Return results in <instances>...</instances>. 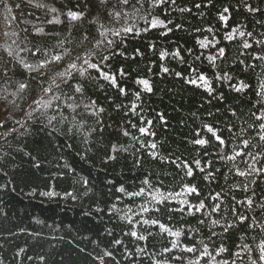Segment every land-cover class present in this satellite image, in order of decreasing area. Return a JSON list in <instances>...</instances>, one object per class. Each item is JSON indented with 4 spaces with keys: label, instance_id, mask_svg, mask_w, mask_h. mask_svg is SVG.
<instances>
[{
    "label": "trees",
    "instance_id": "1",
    "mask_svg": "<svg viewBox=\"0 0 264 264\" xmlns=\"http://www.w3.org/2000/svg\"><path fill=\"white\" fill-rule=\"evenodd\" d=\"M0 38V264H264V0H0Z\"/></svg>",
    "mask_w": 264,
    "mask_h": 264
},
{
    "label": "snow or ice",
    "instance_id": "2",
    "mask_svg": "<svg viewBox=\"0 0 264 264\" xmlns=\"http://www.w3.org/2000/svg\"><path fill=\"white\" fill-rule=\"evenodd\" d=\"M120 2H121L122 4H125V5H126V4L128 3V0H120ZM173 2H174V0H173ZM161 3H163V0H161ZM17 7H19V5H17ZM197 7H199V5H197ZM248 10H249L250 12L258 11V9H253V8H249ZM228 11H229V10H228L227 8L224 9V13H227ZM71 15H72L73 19H75L76 16H77L76 13H72ZM115 15H116V16H119L120 14H119V13H115ZM220 19H221L222 21H225V22L227 21V17H226L225 15H223V14L220 16ZM157 24H163V22H162V21H158V20H153V21H151V26H152V27H156ZM165 26H166V25H165ZM123 31H124L125 33H131L133 30H132L131 28H125V29H123ZM209 31H211V29H209ZM114 34L117 35V36H119V35H120V32H115ZM240 35L243 36L244 33H240ZM248 35L250 36L251 33H249ZM228 38H229V39H232L231 36L228 37ZM108 43L111 44L112 41H108ZM200 43H201L202 46H204V41H201ZM255 43L260 44L261 42H260L259 40H257V41H255ZM243 47H244L245 49H248V48H251L252 45L249 44V43H247V42H245V43L243 44ZM218 54H219L220 57H223V56L225 55V50H224L223 48L219 49V53H218ZM101 59H107V57H102ZM209 59H210V61L214 62L215 59H216V57H209ZM254 59L264 60V56H255ZM53 60L58 62V61L61 60V57H60L59 55H57V56H55V57L53 58ZM48 63H51V61H44V63H42V64L40 65V68L42 69V68L45 67L46 64H48ZM85 63H88V61L85 60ZM27 67H28L29 69H31L32 66H31V65H28ZM69 67L75 69V68H76V64L73 63V64L69 65ZM90 67L93 68V69H95V70H97V71L103 76V78L106 79V80H109L113 86H117V82H116L115 77L110 76L108 73L104 72L103 69H102V67H101L99 64L92 63V64H90ZM164 71L167 72L168 69L165 68ZM121 74H123V73H121ZM217 78L219 79L220 77H217ZM198 80L203 82L204 86L207 87V90H208L209 92L212 91V88H211L210 82L208 81L207 77H205L204 75H199V76H198ZM190 82L193 83V84H196V83H197L196 80H192V81H190ZM139 83L142 84V85H144L145 89H146L148 92H151L152 89H151V87L148 85V81H146V80H141V81H139ZM20 87H21V89H24V88L27 87V85H25V84H21ZM242 87H243V85H242ZM261 89H264V84L261 85ZM236 90H237V91H240L241 88H237ZM45 91H46V92H47V91H50V89H45ZM76 91H80V89L77 88ZM120 91H121V93H123V92H124V89L121 88ZM258 95H264V93H258ZM233 115H235V113H233ZM161 118H162V117H161ZM9 119H11V118L9 117ZM261 119H264V117H261ZM15 123H19V121H15ZM4 124H5L4 120L0 119V128H3V127H4ZM262 127H264V126H262ZM205 128H206L207 133L210 134V138H209V139L198 138V139H196V140L193 141L194 144H196V145H200V146H206V145H209L212 141H215L219 146H225V140H224L220 135L217 134V132L214 130L213 126H211V125H206ZM139 131H140L142 134H151V133H148V130H147L146 128H143V127L140 128ZM124 134H125V135H128L127 132H125ZM261 139H264V136H262ZM244 143H245V146H247V141H245ZM151 147H152V148H156V144H152ZM217 155H218V153H217ZM238 155H243V154H242V153H238ZM220 158H221V159H224V157H220ZM227 159H235V157H234V156H230V157H227ZM173 163H175V161H173ZM192 163H193V162L184 161V162H182V163H177V164H176V167H177V168H182V169L185 171L186 175H188V176H193V175H194V170H193V167L191 166ZM194 164H195L196 168H198L201 172L204 171V168L201 167V161H200V160H195V161H194ZM208 164H209V167H210V166H211V162L209 161ZM252 171H255V172L259 173V172H261V171H264V169H255V168H253ZM249 174H250L249 172H243V171H239V170H237V175H239V176H247V175H249ZM208 176H209V177L213 176V173H212V172H209V173H208ZM85 183H87V182L85 181ZM186 190H187L189 193L197 194V195H198V189H197L196 187H194V186H186ZM119 191L123 193V192L125 191V189H124L123 187H121V188L119 189ZM141 194H142V193H134L133 195H141ZM217 199H219V196H217ZM163 202H164L163 200L158 201V203H163ZM248 203L251 204L252 201L249 200ZM193 207H195V206H193ZM204 208H205V204L201 202V203L199 204V209H204ZM199 209H198V210H199ZM212 209H213L214 212H215V211H218V210H219V205H213V206H212ZM157 211H159V209H157ZM200 222L203 223L204 221L201 220ZM146 223H147V221H146ZM212 223L215 225V224L218 223V221L213 220ZM152 224H153V225L157 224V221L153 220V221H152ZM159 227L162 228V229H163L164 231H166V232H167V231H170V230H169L168 228H166L163 224H160ZM227 227H231V225H228ZM225 230H226V229H225ZM131 235H132V236H136L137 234H136V232H132ZM175 235H179V233H175ZM137 238H138V239H145V237H142V236H141V237H137ZM116 243H120V241H116ZM188 251H193V249H188ZM105 255H106V256H111L112 253H110V252H106ZM261 259H264V257H261Z\"/></svg>",
    "mask_w": 264,
    "mask_h": 264
}]
</instances>
